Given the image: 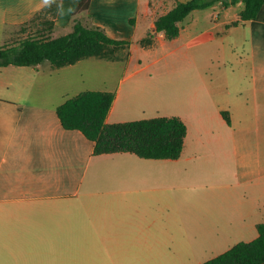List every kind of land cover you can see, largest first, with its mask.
I'll return each mask as SVG.
<instances>
[{"label":"crops","instance_id":"1","mask_svg":"<svg viewBox=\"0 0 264 264\" xmlns=\"http://www.w3.org/2000/svg\"><path fill=\"white\" fill-rule=\"evenodd\" d=\"M54 1L60 4L54 37L71 32L78 17L132 44L143 39L137 37L140 25H154L165 13L155 16L156 0H90L88 9L77 12L83 0H0V36L7 39L13 27ZM210 6L220 9L218 18L223 15L226 26L240 19L244 2L224 6L218 0ZM230 27L247 32L249 66L242 98L220 112L228 111L231 119L228 124L222 115L230 132L234 184L247 190L244 207L226 227L256 229L254 239L264 222V5L256 18ZM85 62L0 67V264H192L194 249L209 247V234L210 241L214 238L209 223H185L188 212L201 218L202 209L181 207V177L196 158L188 147L189 131L176 159L125 151L95 154L94 141L65 128L57 113L61 103L82 92L69 91L84 80L78 67ZM113 91L108 122L120 97Z\"/></svg>","mask_w":264,"mask_h":264},{"label":"rangeland","instance_id":"2","mask_svg":"<svg viewBox=\"0 0 264 264\" xmlns=\"http://www.w3.org/2000/svg\"><path fill=\"white\" fill-rule=\"evenodd\" d=\"M156 3L155 16H158L176 1L156 0ZM219 12V8L211 6L194 10L182 23L186 28L182 35L174 39L156 31L151 21L140 25L137 37L142 34L143 40L135 38L131 45L118 48L113 59L86 58L78 67L84 80L69 91L75 94L92 89L117 90L120 97L112 122L158 115H179L186 121L188 147L196 158L188 161L189 171L184 179L181 177V207L202 209L201 218L188 212L185 223H209L214 238L210 241L209 234L205 243L210 246L204 244L194 249L196 259L192 264H198L199 259L208 260L257 234L256 229L244 232L226 227L230 216L244 207L242 195L247 189L234 184L230 132L220 109L242 98L239 90L249 66L245 60L249 46L247 32L225 26L223 15L218 18ZM36 23L28 21L24 25L29 32L44 28ZM21 25L13 27L7 39L0 36V45L26 37ZM46 87L51 94L53 88L48 84ZM210 193L216 195L209 196ZM211 213L213 221L207 222ZM261 218L264 221V213Z\"/></svg>","mask_w":264,"mask_h":264},{"label":"trees","instance_id":"3","mask_svg":"<svg viewBox=\"0 0 264 264\" xmlns=\"http://www.w3.org/2000/svg\"><path fill=\"white\" fill-rule=\"evenodd\" d=\"M175 5L161 14L154 23L156 31H163L168 39L179 37L180 22L193 10L208 7L218 0H175ZM224 6L240 0H221ZM244 7L240 19L228 24L237 25L243 20L256 18L264 0H242ZM90 0H83L77 7L88 9ZM60 9L58 1L43 7L29 22L37 21L44 28L29 32L23 23L21 30L27 36L19 42L0 45V67L10 64L37 65L48 62L54 67L74 64L82 58L99 57L113 59L116 50L129 46L131 41L111 36L100 26L85 25L74 18L73 30L54 37L55 17ZM143 40V39H142ZM113 90H84L66 99L57 107L62 125L67 129H79L93 140L94 153L132 152L145 158L180 157L188 132L187 123L179 115H158L127 121L108 122L107 117L115 100ZM222 115L231 123L229 112ZM258 236L240 241L226 251L202 262V264H264V222L257 226Z\"/></svg>","mask_w":264,"mask_h":264}]
</instances>
